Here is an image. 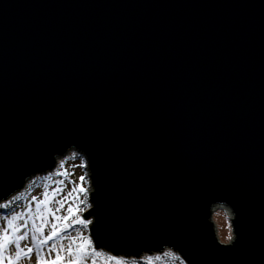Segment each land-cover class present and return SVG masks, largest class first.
Instances as JSON below:
<instances>
[{
	"label": "water",
	"instance_id": "obj_1",
	"mask_svg": "<svg viewBox=\"0 0 264 264\" xmlns=\"http://www.w3.org/2000/svg\"><path fill=\"white\" fill-rule=\"evenodd\" d=\"M72 149L96 248L264 264V0H0V205Z\"/></svg>",
	"mask_w": 264,
	"mask_h": 264
},
{
	"label": "rangeland",
	"instance_id": "obj_2",
	"mask_svg": "<svg viewBox=\"0 0 264 264\" xmlns=\"http://www.w3.org/2000/svg\"><path fill=\"white\" fill-rule=\"evenodd\" d=\"M70 154H76V159L58 167ZM79 154L72 149L51 172L31 177L6 204L0 205V262L111 264L110 257L129 259L94 245L90 233L92 218L83 217L91 206L92 185L87 162ZM226 206L215 205L212 220L218 239L229 243L234 238L233 214L225 212ZM166 251L174 252L166 248L137 259Z\"/></svg>",
	"mask_w": 264,
	"mask_h": 264
},
{
	"label": "trees",
	"instance_id": "obj_3",
	"mask_svg": "<svg viewBox=\"0 0 264 264\" xmlns=\"http://www.w3.org/2000/svg\"><path fill=\"white\" fill-rule=\"evenodd\" d=\"M71 156V157H70ZM70 156L64 158L58 165H63L65 163H69L71 159H76L77 155L70 154ZM70 159V160H69ZM5 209V208H3ZM109 260L111 264H186L176 253L171 251H166L162 255L154 256V257H144L141 259H119L110 257Z\"/></svg>",
	"mask_w": 264,
	"mask_h": 264
},
{
	"label": "built area",
	"instance_id": "obj_4",
	"mask_svg": "<svg viewBox=\"0 0 264 264\" xmlns=\"http://www.w3.org/2000/svg\"><path fill=\"white\" fill-rule=\"evenodd\" d=\"M226 207H227V208H224V210H225L226 213H229V212L231 211V209H230L228 206H226ZM231 212H232V211H231ZM231 212H230V213H231ZM230 213H229V215H230Z\"/></svg>",
	"mask_w": 264,
	"mask_h": 264
},
{
	"label": "bare ground",
	"instance_id": "obj_5",
	"mask_svg": "<svg viewBox=\"0 0 264 264\" xmlns=\"http://www.w3.org/2000/svg\"><path fill=\"white\" fill-rule=\"evenodd\" d=\"M16 193H17V192H16ZM16 193H14V194L12 195V197H13ZM12 197H10V198H12ZM10 198H9L8 200H10ZM4 204H6V202H5ZM1 205H3V204H1Z\"/></svg>",
	"mask_w": 264,
	"mask_h": 264
}]
</instances>
